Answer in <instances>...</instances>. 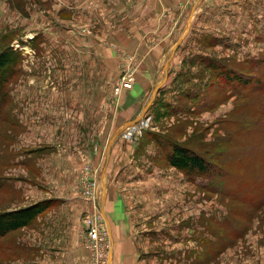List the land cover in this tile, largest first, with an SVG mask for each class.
Returning <instances> with one entry per match:
<instances>
[{
  "label": "rangeland",
  "instance_id": "1",
  "mask_svg": "<svg viewBox=\"0 0 264 264\" xmlns=\"http://www.w3.org/2000/svg\"><path fill=\"white\" fill-rule=\"evenodd\" d=\"M190 2L141 29L137 0H0V49L23 54L2 91L0 212L37 202L62 160L78 164L85 248L110 142L115 264H264V0H209L189 19ZM187 24L171 54L179 34L158 31ZM172 141L212 159L218 179L171 166ZM22 228L0 237V264L36 260ZM97 254L85 263L105 264Z\"/></svg>",
  "mask_w": 264,
  "mask_h": 264
},
{
  "label": "crops",
  "instance_id": "2",
  "mask_svg": "<svg viewBox=\"0 0 264 264\" xmlns=\"http://www.w3.org/2000/svg\"><path fill=\"white\" fill-rule=\"evenodd\" d=\"M175 1L176 0H137V18L143 20V22L138 25L139 28L142 29L149 23V27H158L159 19L163 20L169 18L172 10L175 8ZM190 3L192 6L190 14L188 15L189 17L187 16L189 19H191V14L197 6L207 5L209 0H191ZM113 16L114 13H107L106 15L109 20ZM129 20L128 17L126 23L129 22ZM104 23L108 26L106 21H104ZM126 23H124V25H126ZM133 24L137 26L136 23ZM188 25L189 24L186 26L184 25L185 27L179 31L173 28L169 29L168 27L167 30L161 29L158 31L157 35L162 34L164 37L160 38V36H158L157 39L160 42L168 35L177 32L179 36L171 45L172 50L170 53L172 54L173 50L178 47L179 43L185 37ZM117 27H122V25H118ZM109 28L113 29V27ZM163 65H166V61L163 62ZM110 144L109 142L106 145L105 163L100 171L99 181L102 184V189L99 197L100 204L98 205L97 202V206H99L105 220L111 242L108 264H115V253L121 241V238L117 236V227L122 226H119L117 222L113 220L112 208L108 205L109 199L105 200V193H108V177L116 173L119 162L122 159L119 158L115 160V158L111 157V153L114 152H109ZM56 167L57 164L55 163L54 169ZM79 171L80 167L78 164L72 167L67 161L62 160L61 168L58 170V176L53 177L47 172L45 173V177H47V179L44 180L47 185L45 191H40V193L35 196H37L38 201L53 199L56 201L52 206L41 212L38 215L39 217L29 224V226L27 225L22 228L23 231L28 229L26 231L28 235L26 237L25 233L23 239L28 240L27 238H29V240H32V243L29 244L36 246V260L29 258L27 259L28 264H86L87 252L82 244L83 238L81 236L80 217L81 214L88 209V203L81 196L77 195L76 192V177ZM124 172H129L128 167H124ZM33 224H37L38 227L33 228ZM11 263L16 264L15 262Z\"/></svg>",
  "mask_w": 264,
  "mask_h": 264
},
{
  "label": "trees",
  "instance_id": "3",
  "mask_svg": "<svg viewBox=\"0 0 264 264\" xmlns=\"http://www.w3.org/2000/svg\"><path fill=\"white\" fill-rule=\"evenodd\" d=\"M21 42V41H19ZM23 54L20 50L14 49L10 44L0 49V110L3 104L2 91L8 79L16 70V66L22 61ZM218 67L215 65L214 69ZM171 152L168 154V162L171 166L187 172L190 177H201L209 175L212 177L214 161L205 158L194 149L175 143L170 144ZM213 177L217 180L218 177ZM226 177V176H225ZM54 201L42 200L10 211L0 212V237L7 233L18 230L31 224L36 217L47 208L52 206ZM216 243L212 240V243Z\"/></svg>",
  "mask_w": 264,
  "mask_h": 264
},
{
  "label": "built area",
  "instance_id": "4",
  "mask_svg": "<svg viewBox=\"0 0 264 264\" xmlns=\"http://www.w3.org/2000/svg\"><path fill=\"white\" fill-rule=\"evenodd\" d=\"M131 84H132V79L130 78V76L125 77L124 79H122L115 85L113 90L118 93V92H121L122 90L129 89L131 87ZM94 177H95V174H94ZM92 184L94 185L92 187V191L90 195L87 190H86V193L91 197V201L93 202V207L95 209V214L91 217H85L84 219V223L86 226V238H87L86 241L84 240V246H85L86 251L89 252L91 256H94L95 252H97L98 245L101 246L102 250H104L106 253V257L102 259L98 256V254L97 256L100 260H105V264H107L108 257H109V250L111 249V246H110L111 242L109 239V235L107 232V227L104 222L103 215L101 214L97 206V201H98L97 180L95 179V181L92 182ZM99 222L101 226L99 224L97 225V223ZM98 237H101L104 243L102 241H99ZM95 238L97 239L95 240ZM103 244H105V247Z\"/></svg>",
  "mask_w": 264,
  "mask_h": 264
},
{
  "label": "water",
  "instance_id": "5",
  "mask_svg": "<svg viewBox=\"0 0 264 264\" xmlns=\"http://www.w3.org/2000/svg\"><path fill=\"white\" fill-rule=\"evenodd\" d=\"M160 84H161V83H159V86H160ZM159 86H158V87H159Z\"/></svg>",
  "mask_w": 264,
  "mask_h": 264
}]
</instances>
